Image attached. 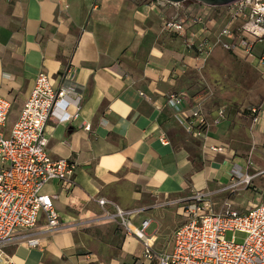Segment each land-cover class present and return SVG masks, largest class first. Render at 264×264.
<instances>
[{"label": "crops", "instance_id": "1", "mask_svg": "<svg viewBox=\"0 0 264 264\" xmlns=\"http://www.w3.org/2000/svg\"><path fill=\"white\" fill-rule=\"evenodd\" d=\"M179 12L138 0H0V97L10 103L12 124L44 72L65 95V110L44 127L46 152L76 167L70 186L42 188L59 229L51 232L42 217L17 234L7 248L14 264H138L142 244L114 217L115 206L131 212L135 230L148 222L144 235L155 250L158 212L174 210L178 227L181 204L195 193L224 197L239 211L232 200L241 192L251 194L249 205L264 204V111L237 113L230 124L205 109L203 134L186 130L199 102L188 77L206 57L187 48V35L164 30ZM260 47L257 53L264 41ZM68 67L72 81L64 79ZM182 93L189 100L180 108L168 103ZM63 115L71 118L62 122ZM31 239L38 245L28 247Z\"/></svg>", "mask_w": 264, "mask_h": 264}, {"label": "built area", "instance_id": "2", "mask_svg": "<svg viewBox=\"0 0 264 264\" xmlns=\"http://www.w3.org/2000/svg\"><path fill=\"white\" fill-rule=\"evenodd\" d=\"M138 1L152 5L158 12L178 7L180 12L165 20L164 30L182 38L187 35V48L200 56L207 57L214 46H220L239 54L247 64L264 65V51L255 52L256 43L264 41V0H237L217 7L192 0L179 4L164 0ZM74 78L75 70L68 67L64 79ZM64 96L61 89L53 88L44 72H39L7 136L4 129L11 106L0 97V264H14L7 252L9 243L17 234L33 229L39 218L46 220L51 232L59 229L52 197L43 194L42 188L52 181L70 186L76 167L68 160H53L48 156L43 131L55 110L60 107L65 110ZM185 100L189 98L182 93L170 96L168 103L180 108ZM259 111H264V97L260 107L250 110L252 115ZM205 116L204 105L193 103L187 132L202 135L208 128ZM224 117L223 111H219L217 120ZM70 118L63 115L61 121ZM84 129L88 131L89 127ZM211 150L221 151L220 148ZM98 203L106 204L103 200ZM181 205L184 221L174 229L170 251L166 253L155 251V240L144 235L147 221L135 230L127 222L131 212L115 206L114 217L142 244V259L138 264H264V204L239 211L225 201L216 210L218 204L198 192ZM227 234L230 239H226ZM236 234L244 235L242 242H236ZM26 244L35 247L38 241L26 240Z\"/></svg>", "mask_w": 264, "mask_h": 264}, {"label": "rangeland", "instance_id": "3", "mask_svg": "<svg viewBox=\"0 0 264 264\" xmlns=\"http://www.w3.org/2000/svg\"><path fill=\"white\" fill-rule=\"evenodd\" d=\"M211 40L214 41L212 38ZM260 46L261 43H256L255 52L261 48ZM188 78L191 80L190 92L197 96L208 115L223 111L230 124L234 122L237 113L245 112L252 107H259L263 101L264 78L261 67L243 62L239 54L227 52L220 46L213 47L211 54L206 57L200 73L197 76L190 75ZM12 118L13 114L10 113L4 129L5 136L12 126ZM230 140L229 136L228 141L230 142ZM251 198L249 192H241L232 200V203L245 210L249 206H253L249 205ZM212 200L218 204L216 210L226 201L224 197L212 198ZM156 218L161 229L155 251L166 253L170 251L171 235L178 218L174 210H166L164 214L158 212ZM235 238L236 242L240 243L244 235L236 234ZM226 239H230L229 234L226 235Z\"/></svg>", "mask_w": 264, "mask_h": 264}, {"label": "water", "instance_id": "4", "mask_svg": "<svg viewBox=\"0 0 264 264\" xmlns=\"http://www.w3.org/2000/svg\"><path fill=\"white\" fill-rule=\"evenodd\" d=\"M164 1L173 3V4H179V3H183L185 1H190V0H164ZM192 1H197L206 6L217 7V6L229 5L237 0H192Z\"/></svg>", "mask_w": 264, "mask_h": 264}, {"label": "trees", "instance_id": "5", "mask_svg": "<svg viewBox=\"0 0 264 264\" xmlns=\"http://www.w3.org/2000/svg\"><path fill=\"white\" fill-rule=\"evenodd\" d=\"M253 108V107H252ZM252 108H249L247 111H245V112H249V110H251Z\"/></svg>", "mask_w": 264, "mask_h": 264}]
</instances>
